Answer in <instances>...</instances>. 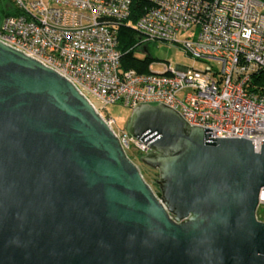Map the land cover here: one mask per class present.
Listing matches in <instances>:
<instances>
[{
    "label": "water",
    "instance_id": "obj_1",
    "mask_svg": "<svg viewBox=\"0 0 264 264\" xmlns=\"http://www.w3.org/2000/svg\"><path fill=\"white\" fill-rule=\"evenodd\" d=\"M126 130L161 197L70 81L0 41V264H264V141L162 103Z\"/></svg>",
    "mask_w": 264,
    "mask_h": 264
},
{
    "label": "built area",
    "instance_id": "obj_2",
    "mask_svg": "<svg viewBox=\"0 0 264 264\" xmlns=\"http://www.w3.org/2000/svg\"><path fill=\"white\" fill-rule=\"evenodd\" d=\"M16 15L0 19V41L53 69L85 96L133 161L148 144L117 129L102 110L162 103L213 138L264 141V0H0ZM181 45L204 70L166 65L124 70L119 31ZM146 51V49H145ZM98 101L102 109L97 108ZM134 162V161H133ZM264 214V189L259 212ZM264 223L263 220H259Z\"/></svg>",
    "mask_w": 264,
    "mask_h": 264
},
{
    "label": "rangeland",
    "instance_id": "obj_3",
    "mask_svg": "<svg viewBox=\"0 0 264 264\" xmlns=\"http://www.w3.org/2000/svg\"><path fill=\"white\" fill-rule=\"evenodd\" d=\"M134 57L141 61H149V65L153 72H163L166 65H171L173 68H177L178 66L188 68L194 67L198 70H204L208 66L206 63L196 62L191 56H188L182 49L181 45L171 46L161 43L146 44L134 50ZM93 102L97 108H103L98 101L93 100ZM132 112V109L119 104L108 106L106 110H102L103 116L115 119L117 124L116 128L121 130L126 129ZM130 156L147 184L152 188L155 194H157L159 191L157 185L159 172L143 164L141 158L134 160V157L131 154ZM258 218L259 220L264 219L262 211L259 212Z\"/></svg>",
    "mask_w": 264,
    "mask_h": 264
},
{
    "label": "trees",
    "instance_id": "obj_4",
    "mask_svg": "<svg viewBox=\"0 0 264 264\" xmlns=\"http://www.w3.org/2000/svg\"><path fill=\"white\" fill-rule=\"evenodd\" d=\"M6 15H16V12L11 11L8 3L3 2L0 9V19ZM140 36L138 33L130 28H121L119 31V48L123 54L121 59V65L124 70L135 69L140 73H147L149 68V61H141L134 57V50L138 48L140 42ZM157 195L161 197L160 191Z\"/></svg>",
    "mask_w": 264,
    "mask_h": 264
}]
</instances>
